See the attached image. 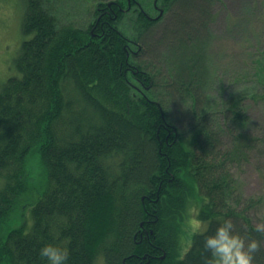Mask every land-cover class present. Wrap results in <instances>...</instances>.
<instances>
[{
    "label": "trees",
    "instance_id": "obj_1",
    "mask_svg": "<svg viewBox=\"0 0 264 264\" xmlns=\"http://www.w3.org/2000/svg\"><path fill=\"white\" fill-rule=\"evenodd\" d=\"M208 1L162 0L160 17L138 0L100 2L80 27L57 17L67 0H27L16 76L0 84V220L25 192L34 148L51 186L0 264H46L48 242L70 250L68 264H205L202 235L181 251L196 202L209 233L230 218L264 264V197L238 176L250 164L264 174V126L251 131L249 116L264 106V47L229 84L216 76L212 94Z\"/></svg>",
    "mask_w": 264,
    "mask_h": 264
},
{
    "label": "rangeland",
    "instance_id": "obj_2",
    "mask_svg": "<svg viewBox=\"0 0 264 264\" xmlns=\"http://www.w3.org/2000/svg\"><path fill=\"white\" fill-rule=\"evenodd\" d=\"M69 7L57 10V17L61 22H73L84 27L95 20L93 16L100 2L111 4L117 0H67ZM150 6L155 16L163 15L162 0H138ZM204 0H202L203 2ZM27 0H0V84L16 76L15 60L21 50L22 43L28 37L23 34L22 23L25 16ZM210 15L215 16L209 25L210 38L216 41V46L209 53L207 62L210 61L211 79L215 96L221 90L216 81V76L222 77L223 85L230 83L226 76L229 71L236 74L243 61L250 62L252 54L264 47V0H210ZM152 5V6H151ZM156 5L159 8H156ZM155 10L158 13H155ZM175 14V13H173ZM172 14V15H173ZM131 17V16H130ZM169 18V16H168ZM163 19L157 26V31L152 35L153 40L161 38L160 32L169 25V19ZM92 20V21H91ZM131 20V18H130ZM171 20V19H170ZM133 21H126L121 25L124 32L135 33ZM160 37H159V36ZM156 38V39H155ZM154 47V46H153ZM159 49V48H158ZM213 51V52H212ZM138 51H136L137 53ZM162 52V50H161ZM208 57V55H207ZM229 81V82H228ZM251 131H259L264 126V106L249 104ZM238 176L244 182L247 196L264 197V174L260 175L255 166H244L238 171ZM25 192L21 194L8 215L0 220V250L7 242L8 234L13 230H27L32 225V207L49 191L50 181L39 150L33 149L26 160L23 176ZM199 204L193 203L188 212V218L183 226L180 243L181 251L186 252L192 245L194 236L193 222L198 219ZM259 222L264 226V205L257 212ZM201 222V221H200ZM203 223V222H201ZM206 225L205 223H203Z\"/></svg>",
    "mask_w": 264,
    "mask_h": 264
},
{
    "label": "clouds",
    "instance_id": "obj_3",
    "mask_svg": "<svg viewBox=\"0 0 264 264\" xmlns=\"http://www.w3.org/2000/svg\"><path fill=\"white\" fill-rule=\"evenodd\" d=\"M209 227L198 220L193 222V231L203 236V248L209 253L205 264H254L258 240L236 231L230 218L219 221L214 232L209 233ZM257 231H264V227L258 226ZM39 255L46 264H68L70 250L48 242L40 247Z\"/></svg>",
    "mask_w": 264,
    "mask_h": 264
},
{
    "label": "flooded vegetation",
    "instance_id": "obj_4",
    "mask_svg": "<svg viewBox=\"0 0 264 264\" xmlns=\"http://www.w3.org/2000/svg\"><path fill=\"white\" fill-rule=\"evenodd\" d=\"M129 4H130V7H131V4H132V0H129ZM156 8H159L158 5H156ZM125 9H123L122 11H124ZM159 13H160V8H159Z\"/></svg>",
    "mask_w": 264,
    "mask_h": 264
}]
</instances>
